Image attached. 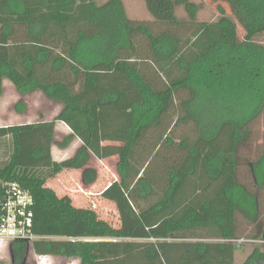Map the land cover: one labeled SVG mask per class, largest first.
Returning a JSON list of instances; mask_svg holds the SVG:
<instances>
[{
    "label": "trees",
    "instance_id": "trees-1",
    "mask_svg": "<svg viewBox=\"0 0 264 264\" xmlns=\"http://www.w3.org/2000/svg\"><path fill=\"white\" fill-rule=\"evenodd\" d=\"M209 1L212 22L198 21L191 0H145L152 20L130 19L123 0H0V98L8 81L22 97L40 92L62 106L50 122L0 127L13 146L0 178L31 191L43 238L15 243L13 264L31 250L80 264H235L240 218L264 242V152L249 164L257 192L239 177L264 113V0ZM16 110L26 112L23 99ZM57 122L72 132L61 142ZM121 127L117 179L101 193L117 209L114 227L47 183L79 171L81 186L94 187L91 164ZM74 139V156L56 161L53 146ZM187 180L197 183L189 211L162 218ZM244 264H264V247Z\"/></svg>",
    "mask_w": 264,
    "mask_h": 264
},
{
    "label": "rangeland",
    "instance_id": "rangeland-1",
    "mask_svg": "<svg viewBox=\"0 0 264 264\" xmlns=\"http://www.w3.org/2000/svg\"><path fill=\"white\" fill-rule=\"evenodd\" d=\"M126 12L130 19L138 20H152V17L147 11L145 0H123ZM199 6L198 21L212 22L216 21L219 16L215 6L209 0H191ZM107 0H97L99 5L106 3ZM229 13V11H228ZM177 16L180 19L186 20L187 15L183 8L177 9ZM4 96L0 100V127H7L13 125H21L26 123L41 122L45 119L44 114H57L61 110V106L48 100L42 93L36 92L25 97L15 90L10 82L6 83ZM23 99L27 110L26 112H19L16 110V104ZM51 119V117H48ZM115 131V130H114ZM106 132L105 148L106 153L94 158L92 166L99 172V180L95 187L91 190L84 189L81 186L78 171H64L47 183V187L56 191L58 196L72 197L74 205L82 208H90L98 213L100 219L112 224L114 227L120 225L119 215L113 203L105 200L101 193L110 186L112 182L117 179L116 163L117 153L120 148L125 128H118L117 132ZM121 132L120 137H116V133ZM111 133V134H110ZM59 140L64 138L59 137ZM13 146L9 139L5 143L0 142V163L9 159L12 153ZM264 152V113L252 125V139L250 143L241 151L239 168V177L241 182L249 186L253 191L257 192V187L252 178L249 164L256 161L258 157ZM55 158L57 160L68 159L70 150L61 149L55 145ZM187 179V178H186ZM197 192V183L192 180H187L182 183L177 190L178 205L170 209L162 218L179 219L188 211V201ZM261 205H262V222L261 227L264 228V191H260ZM162 219L156 220L157 224ZM239 239L236 244L241 246L236 253L235 264H244L245 260L250 256L256 247H264L262 233H258L255 228L239 219ZM41 262V263H40ZM0 264H13L12 256L9 251L0 249ZM26 264H80L76 259L66 257H49L38 256L33 250L30 251Z\"/></svg>",
    "mask_w": 264,
    "mask_h": 264
},
{
    "label": "built area",
    "instance_id": "built-area-1",
    "mask_svg": "<svg viewBox=\"0 0 264 264\" xmlns=\"http://www.w3.org/2000/svg\"><path fill=\"white\" fill-rule=\"evenodd\" d=\"M34 207L30 190L0 178V249L12 253L15 243L43 240L34 232Z\"/></svg>",
    "mask_w": 264,
    "mask_h": 264
},
{
    "label": "crops",
    "instance_id": "crops-1",
    "mask_svg": "<svg viewBox=\"0 0 264 264\" xmlns=\"http://www.w3.org/2000/svg\"><path fill=\"white\" fill-rule=\"evenodd\" d=\"M8 81H5L4 82V88L6 87V83H7ZM5 92V91H4ZM3 96H4V94H3ZM2 96V97H3ZM2 97L0 98V100L2 99ZM61 106V105H60ZM61 110H62V106H61ZM61 110H60V112H61ZM60 112H58L57 114H54V115H51V114H48V113H45L44 114V117H45V119L44 120H42V122H50V121H52ZM48 117H51V119L50 118H48ZM27 124V123H26ZM72 134V132H71V130H70V128L67 126V125H65L63 122H57V124H56V134H55V141H57V142H61V140H59L58 139V136L59 137H62V138H66V137H68V136H70ZM63 141V140H62ZM82 145V143H81V141L79 140V139H74V141H73V143L68 147V148H66L65 150H70V154H69V158H71V157H73L74 156V154H75V152H76V150L80 147ZM104 146H105V143L103 144ZM54 148H55V146H53V148H52V154H53V157L55 158L56 156H55V153H54ZM56 160V159H55ZM57 161H63V159L62 160H57ZM78 173H79V175H77L78 177H79V179H80V181H81V173L78 171ZM96 186V185H95ZM94 186V187H95ZM93 188V187H92ZM92 188H90L89 190H91ZM72 198V197H71Z\"/></svg>",
    "mask_w": 264,
    "mask_h": 264
},
{
    "label": "water",
    "instance_id": "water-1",
    "mask_svg": "<svg viewBox=\"0 0 264 264\" xmlns=\"http://www.w3.org/2000/svg\"><path fill=\"white\" fill-rule=\"evenodd\" d=\"M11 256H12V253H11Z\"/></svg>",
    "mask_w": 264,
    "mask_h": 264
}]
</instances>
